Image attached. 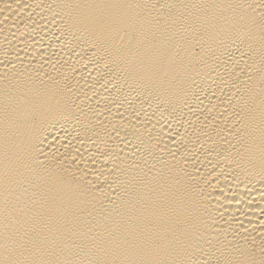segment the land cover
<instances>
[{
    "label": "bare ground",
    "instance_id": "6f19581e",
    "mask_svg": "<svg viewBox=\"0 0 264 264\" xmlns=\"http://www.w3.org/2000/svg\"><path fill=\"white\" fill-rule=\"evenodd\" d=\"M0 264H264V0H0Z\"/></svg>",
    "mask_w": 264,
    "mask_h": 264
}]
</instances>
